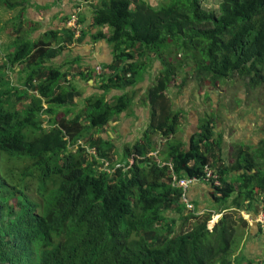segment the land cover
Returning a JSON list of instances; mask_svg holds the SVG:
<instances>
[{
    "label": "trees",
    "instance_id": "trees-1",
    "mask_svg": "<svg viewBox=\"0 0 264 264\" xmlns=\"http://www.w3.org/2000/svg\"><path fill=\"white\" fill-rule=\"evenodd\" d=\"M167 1L152 7L104 0L93 9L89 27L103 30L92 38L105 40L111 61L94 68L95 77L90 69L73 76L90 87L78 88L60 68L40 69L61 50L48 53L50 36L52 43H70L74 28L64 30L67 38L48 33L44 48L32 41L16 45L7 63L11 70L26 67L22 89L10 87L6 64L0 67V264H241L232 256L244 234L237 216L264 207V126L256 146L237 143L229 152L215 132L217 115H207L184 143L175 137L182 111L171 110L165 93L180 77L177 90L187 77L211 89L234 77L248 78L251 90L264 86V0H220L216 12L202 0ZM71 16L82 36L77 11ZM155 62L161 70L145 93L149 124L141 138L117 147L105 127L132 112L136 86ZM86 89L93 96L82 101ZM110 92L116 95L106 100ZM75 99L82 108L67 119ZM44 115L50 116L45 127ZM155 134L164 137L161 151L151 140ZM181 179L209 187L221 215L211 230L213 214H196L189 189L191 208L182 201ZM177 222L192 225L177 232ZM233 227L240 233L230 245Z\"/></svg>",
    "mask_w": 264,
    "mask_h": 264
},
{
    "label": "crops",
    "instance_id": "crops-1",
    "mask_svg": "<svg viewBox=\"0 0 264 264\" xmlns=\"http://www.w3.org/2000/svg\"><path fill=\"white\" fill-rule=\"evenodd\" d=\"M104 0H10L0 1V67H6L4 69V80L7 81V78L13 75L15 82H19L20 89L24 86V80L28 75V71L24 64H17L14 69L11 70L10 64L7 63L8 55L14 52L16 45L20 42L32 41L38 42V47L44 48L47 46L48 33L53 32L56 33L57 38H67L66 34H63L64 30L68 29L66 21L69 20L70 16L77 11V16L79 17V22L83 28L82 36H79V33L75 34L73 37V41L70 43H52L51 36L50 41L51 45L47 46L46 49L50 53L54 49H57L59 46L61 47L60 51L57 52L55 57L46 60L45 62H41L40 69L43 72L45 69L53 68V69H62V72H67L70 76L67 77V81H71L72 84L77 85L78 88L90 87L91 83H85L84 81H80L75 79L73 81L72 72L75 70L78 72L86 71L88 69L106 66L111 61V50L106 44L105 40H93L92 36L97 31H102L103 28H90V22L92 17L93 9L101 4ZM148 3L152 7L160 6L162 0H156L155 3L150 2V0H141ZM11 25H8L7 22H4L5 19L9 18ZM104 32H106V28H104ZM40 41V42H39ZM36 48V49H37ZM41 53H44L41 51ZM38 55H44L38 53ZM77 61L82 64H86V66L80 67V63H76ZM155 66L157 67L155 71L153 70V64L150 70L149 76H145L143 82L138 85L143 84V87L137 88V98L134 101L133 106L131 107L132 112L124 111L120 113L116 118H113L111 122L106 125V135L110 138H114L115 141L127 142V144L131 145L139 136L142 135L143 131L147 128L149 124V110L147 107V100L145 99V93L152 84H154V80L158 76L161 67L158 62H155ZM10 68V69H9ZM9 69V70H8ZM68 69H70L68 71ZM152 73V76H151ZM75 76V75H74ZM173 95L169 93V89L165 93L166 98H168L171 110H179L178 98L181 100V104H188L189 100L186 98L184 101L181 96H178V90L175 89L174 85L171 87ZM175 90V91H174ZM80 91V90H79ZM92 91V89H86L85 92L87 95H83L82 101L88 97V94ZM110 92L107 95L106 100L110 99L113 95ZM111 95L110 97H108ZM164 95V96H165ZM79 102V99H77ZM81 104V102H79ZM180 104V105H181ZM82 105L80 108H82ZM134 106L142 108L145 111L144 115L139 114V111H134ZM76 107H78L76 105ZM182 111L181 118L184 117V110ZM69 116L66 115V118ZM120 116L121 119L125 121L122 125H117L116 121ZM143 116V117H141ZM145 116V117H144ZM181 118L179 119L177 129L175 132V137L180 139L184 143H188L190 136L197 130V126L199 121L202 119H195V122L189 120L187 123V127L184 129H180ZM143 121L141 124H138V127H135L131 130V127L135 124L136 121ZM252 119H248V122H251ZM252 123V122H251ZM195 125L196 130L190 129L192 125ZM242 124V123H241ZM255 125V123H252ZM115 126V127H114ZM110 127V128H108ZM113 127V128H112ZM122 127V128H121ZM255 130V128H252ZM118 131L126 130V133L120 135ZM216 132V130H215ZM218 133V132H216ZM132 134V135H131ZM246 139V138H245ZM260 140V139H259ZM165 141V140H164ZM248 141V139H246ZM239 143H243V141H239ZM248 144V142H247ZM210 189L206 184L198 183L193 185L188 192L189 199L192 203H196L197 215L199 216L202 213H211L216 215L215 204L209 196ZM209 197V199H208ZM208 201L210 204L208 205ZM261 209V207L254 208L255 213H247L246 211H242L239 216L241 217L244 224V234L241 239V245L239 250L236 251L235 257H240L241 264H248V261H264V231H262L257 224V212ZM234 211L237 212L236 209L230 210L229 212ZM239 214V213H237ZM221 219L220 217H218ZM219 222V221H218ZM217 222V223H218ZM216 223V224H217ZM215 224V225H216ZM214 225V226H215Z\"/></svg>",
    "mask_w": 264,
    "mask_h": 264
},
{
    "label": "rangeland",
    "instance_id": "rangeland-1",
    "mask_svg": "<svg viewBox=\"0 0 264 264\" xmlns=\"http://www.w3.org/2000/svg\"><path fill=\"white\" fill-rule=\"evenodd\" d=\"M2 1V0H0ZM9 1L10 0H5ZM150 2L155 3L156 0H150ZM220 0H202V7L206 10H212V11H217L218 5H219ZM167 0H162L161 4H167ZM0 9H2L0 7ZM10 19L7 18L4 20V22H7L8 25H11L10 22H8ZM67 28H71V26L68 25V20L66 21ZM76 34V33H75ZM109 47V46H108ZM110 48V47H109ZM76 63H80V67L86 66V64H82L81 62L77 61ZM156 63L153 64V70L157 67H154ZM92 71V77H95V74L93 73L94 68L90 69ZM95 71V70H94ZM193 72V69H191ZM77 71L75 70L72 72V75H76ZM183 77H180L179 79H175L174 85H178L179 82L182 80ZM248 78L243 79L242 81L234 77L232 80H227L224 83L220 84L216 89L210 88V87H202L199 86L195 79L190 80L189 77H187V81L185 84H183L182 88L178 90V96H181L182 100L184 101L186 98H188L189 102L186 105L181 104V100L178 98V103H179V110H184V117L181 118V124L180 129H184L187 127V123L189 120L192 119L193 122H195V119H203L208 117H214V114L217 115V123L215 124V130L216 132H220L223 134V139L227 144V147H229V152H230V147L233 144L239 143V141H243V144L246 145L248 142L249 145L256 146L259 142V139L261 138V126H264V118L262 113H264V86H258L255 88V90L248 89ZM154 80V84L156 82V79ZM7 84H10V87L17 88L20 90V86L18 82H15V79L13 78V75L7 78ZM77 86V85H76ZM143 87V84L138 85L137 88ZM137 90V89H135ZM175 91V90H174ZM169 93L173 95L172 88H169ZM84 95H87L86 92L84 91ZM111 95L115 96L116 93H111ZM109 95L108 97H110ZM206 95L209 97V100H206ZM89 97H92L93 95ZM14 98H11V100H6V104H12ZM107 102V101H106ZM75 104L78 106L74 109L72 113L69 114L67 119H71L74 117L75 114H77L80 110L81 104L78 102L77 99H75ZM181 104V105H180ZM20 106H17L19 108ZM134 111H139L138 113L141 115L145 114V111L142 108H139L137 106H134L133 108ZM43 117V126L45 127L47 124V119L50 116H41ZM143 117V116H141ZM145 117V116H144ZM116 118V117H115ZM248 119H252V124L251 122H248ZM83 122V120L81 121ZM141 121H136L135 124L131 127V130H133L135 127H138V124H141ZM125 123L123 119L118 117L116 121V127L117 125H122ZM242 123V124H241ZM115 127V126H114ZM255 128L253 130L252 128ZM110 128V127H108ZM113 128V127H112ZM122 128V127H121ZM190 129H195V125L193 124ZM107 130V128H105ZM117 132L120 135H123L126 133V130L123 131H118ZM92 133H95V131H92ZM96 135L99 133H95ZM132 135V134H131ZM141 137V136H139ZM248 141H246V139ZM151 140L157 145V149L159 151L162 150V145L165 142L164 137L155 134L151 136ZM115 145L117 147H121V142L120 141H115ZM76 150V145L73 147H70V151L74 152ZM88 151L92 153V150L88 148ZM153 156L156 155V153L152 154ZM116 157L113 155L112 159H115ZM113 161V160H112ZM159 161V159L157 160ZM130 163L131 160H128ZM200 182H196L195 184H198ZM192 185V186H193ZM191 186V187H192ZM190 187V188H191ZM189 188V189H190ZM209 199V197H208ZM210 204V201H208V205ZM234 212V211H231ZM261 212V211H260ZM259 212V213H260ZM200 214L199 216H202ZM220 215H213L210 221L208 222L207 227L211 228L213 227L220 219L218 218ZM259 215L257 216L256 222L259 221ZM264 221V220H262ZM192 223L188 222L184 226L180 227V223L177 222L174 226L175 231L179 230H185L186 228H190ZM240 233L239 229L233 227L232 233L229 237L230 239V245H235L232 244V240L234 238V235ZM236 254L232 255L235 256Z\"/></svg>",
    "mask_w": 264,
    "mask_h": 264
},
{
    "label": "built area",
    "instance_id": "built-area-1",
    "mask_svg": "<svg viewBox=\"0 0 264 264\" xmlns=\"http://www.w3.org/2000/svg\"><path fill=\"white\" fill-rule=\"evenodd\" d=\"M68 25L71 26V28H74L76 30V34L79 33V29H80V26L77 25L76 23V18L74 16H71L68 20ZM205 178L206 180H213V184L215 186L218 185V183L216 182L217 180V177L215 174L212 173L211 170H208V169H205ZM197 181L195 179H181V180H177V183H176V188L179 189L182 193H181V196L182 198H184V203L187 204L186 202V198H185V193L186 191L194 184L196 183ZM187 208L190 209V205L187 204ZM259 221L257 222L258 224L261 225L262 228H264V207L262 208L261 212L259 213Z\"/></svg>",
    "mask_w": 264,
    "mask_h": 264
},
{
    "label": "clouds",
    "instance_id": "clouds-1",
    "mask_svg": "<svg viewBox=\"0 0 264 264\" xmlns=\"http://www.w3.org/2000/svg\"><path fill=\"white\" fill-rule=\"evenodd\" d=\"M261 210H262V209H260V210H259V212H260ZM257 224H258V223H257ZM212 228H213V227H211V228H208V229H209V230H211Z\"/></svg>",
    "mask_w": 264,
    "mask_h": 264
}]
</instances>
